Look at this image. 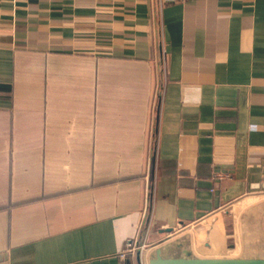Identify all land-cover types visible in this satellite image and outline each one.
Here are the masks:
<instances>
[{
	"label": "crops",
	"instance_id": "0c3cea01",
	"mask_svg": "<svg viewBox=\"0 0 264 264\" xmlns=\"http://www.w3.org/2000/svg\"><path fill=\"white\" fill-rule=\"evenodd\" d=\"M242 199L192 255L264 257V0H0V264H148Z\"/></svg>",
	"mask_w": 264,
	"mask_h": 264
},
{
	"label": "rangeland",
	"instance_id": "374dc122",
	"mask_svg": "<svg viewBox=\"0 0 264 264\" xmlns=\"http://www.w3.org/2000/svg\"><path fill=\"white\" fill-rule=\"evenodd\" d=\"M253 204L254 203L252 199H242L234 206H230L229 208L225 209V211L214 213L208 218L203 219L202 221L195 223L194 225L182 227L174 231L169 239L172 241L181 239L184 240L187 245H189V243H192L195 254L197 256H202V254L205 255L204 253H201L200 249L205 250V247H208L210 243V239L214 236L217 237L218 232L223 236L226 235L224 238H226L225 241H227V245H229L228 247H237L238 244H242L243 241L244 234L240 231L242 220H244V218H246L247 216H252V214L250 213ZM215 228H219V230ZM212 239L216 241V239ZM214 248L217 247L214 246ZM222 254L224 256L226 255L232 258H238L242 256L248 257L254 255L252 252L245 253L243 252V250L239 252H237V250L234 252H230L229 250H227ZM215 255L219 254H210V256Z\"/></svg>",
	"mask_w": 264,
	"mask_h": 264
},
{
	"label": "water",
	"instance_id": "95a60500",
	"mask_svg": "<svg viewBox=\"0 0 264 264\" xmlns=\"http://www.w3.org/2000/svg\"><path fill=\"white\" fill-rule=\"evenodd\" d=\"M186 245L181 239L164 243L149 255L148 264H264V257L198 258Z\"/></svg>",
	"mask_w": 264,
	"mask_h": 264
},
{
	"label": "built area",
	"instance_id": "2783aa9c",
	"mask_svg": "<svg viewBox=\"0 0 264 264\" xmlns=\"http://www.w3.org/2000/svg\"><path fill=\"white\" fill-rule=\"evenodd\" d=\"M143 249L144 245H138L135 238L127 239L117 253L119 264H127L128 258H132L136 253H140Z\"/></svg>",
	"mask_w": 264,
	"mask_h": 264
}]
</instances>
